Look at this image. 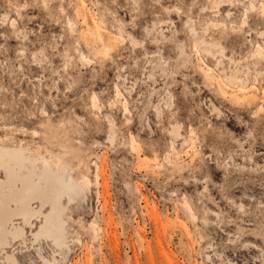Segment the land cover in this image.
Returning a JSON list of instances; mask_svg holds the SVG:
<instances>
[{
    "label": "rangeland",
    "instance_id": "374dc122",
    "mask_svg": "<svg viewBox=\"0 0 264 264\" xmlns=\"http://www.w3.org/2000/svg\"><path fill=\"white\" fill-rule=\"evenodd\" d=\"M63 2L70 6L66 9L70 14L64 16L59 24L41 13L40 9L24 10L21 15L25 19L20 23L27 26V31L19 40L12 37L10 22L8 25L0 24V45L9 50L7 54L0 52V87H8L10 92L16 93L19 101L20 91L27 92L33 85L39 88L37 76L42 75L46 78L43 88L45 95L55 98L47 106L51 108L49 116L54 124L46 130L47 134L42 139H38L29 133L36 130L35 125L29 127L30 120L21 119L11 107L7 110L8 114L5 113L2 104L7 94L0 93V133H3L0 139L5 140L9 147L27 148L29 156H38L39 153L49 161L56 159L50 158V154L45 151L48 149L67 166L66 170H70V176L75 182H79L82 175L90 180L86 199L79 204L88 231L77 230L75 236L69 235L68 238L73 250L78 251L75 259H82L85 264L89 260L94 264H259L260 257L264 255L261 252L264 238L254 232V227H259L261 217L252 206L258 207L264 196V174L259 170L252 171V167L253 164L264 165V159H261L264 148L260 147L259 142L253 141L247 146L252 149L251 158L247 161L243 155L233 157L232 160L221 157V164L209 160L205 166L209 181L207 185L194 173L190 178L189 172L193 163L192 156L197 153L205 157L209 155L210 138L213 132L218 133L220 127L237 139H247L248 123L256 119L253 113L257 111L259 101L264 99V64L258 56L253 58V52L258 50L251 43L253 40L259 43V38L249 37L246 46L242 38L237 44L230 45L224 52L228 59L219 63L220 67L217 68L216 64L221 57L213 45L215 37H212L211 32L206 36L205 27L207 23H223L221 17L227 18V6L215 13L195 10L192 19L199 31L197 38H191L188 28L184 27L187 16L181 18L176 14L171 15L169 19L173 23H165L164 36L168 38L174 33L178 35L174 42L160 46L162 53L165 48L168 49L166 62L170 61V66L165 77L168 83L165 84L161 78L149 80L148 84L143 83L149 74L150 77H156L157 72L166 71L159 66V58H153L150 62L141 61L140 76L137 77L141 81L136 86L137 89L143 88L156 93L148 101L153 104V108L149 109L147 104H133L135 110L128 117L131 124L124 123L122 106L106 110L102 115L107 116L109 111L120 114L115 126L108 125L106 120L98 122L101 125L98 129L85 126L82 129L84 139H81V131L77 130L74 121L88 110L85 103L87 89L91 88L100 95L108 93L111 88L112 99H115V80L119 74L113 65L105 64L100 69L102 75L99 78L89 75L87 87L79 98L68 95L63 88L56 92L49 87L48 81L55 79L50 69L52 66H62L61 57L67 45L66 40L56 38L64 33L67 20L72 19L77 37L81 30L90 34L91 48L84 43L81 47L82 54L87 55L89 51L94 54L98 49L116 41L119 20H129L133 10L128 7L130 0ZM198 2L205 7L210 5L207 0ZM6 4L7 0H0V21L6 15L9 21L16 18L15 9H6ZM76 9L85 14V20L77 19ZM101 15L104 16V25L101 23ZM149 22L145 17L144 27ZM162 27L161 24L157 32L161 33ZM135 31L132 30V35ZM92 33L95 35H91ZM4 35L10 37L6 43ZM101 39L103 43H100ZM202 39L208 44L201 43ZM43 40H54L58 46L55 55L51 56L49 69H41L35 64L27 65L28 70L17 81L8 71L16 59V53L20 47L27 48L29 53L39 52L38 46ZM205 49L215 56L212 57ZM44 51L45 55L50 54V45ZM75 53L76 49L72 48L71 54ZM5 61L8 63L5 64ZM127 62L125 56V63ZM197 65L207 70L212 69L219 82L228 87L226 91L241 97V100L230 101L217 90L213 91L205 86ZM19 67L17 63V70ZM120 67L123 68L124 65L121 64ZM230 77L234 79L231 80ZM99 80L101 83L97 84ZM131 80L130 72L128 81ZM239 85L244 90L251 86L252 89L249 92L239 91ZM120 86L123 88L125 81L121 80ZM160 90H165V95L181 98L175 123L170 120L165 123L167 116L159 121L156 118L154 105L159 103ZM249 93L254 95L253 98L246 97ZM139 95L137 91L132 95V100H136ZM175 124L180 126L181 136L177 138L172 137L169 132ZM193 132H196L195 137ZM111 136L112 142L109 140ZM132 136L137 137V153L132 151ZM37 146L39 152L36 151ZM167 156L172 161H167ZM199 167L196 164V168ZM236 204H242L251 218L240 213ZM205 213L210 221L207 225L203 223ZM237 217L239 227L232 223ZM253 221L257 223L254 225ZM237 232L241 233L239 238ZM197 236L202 239L197 240ZM9 252L16 256L22 255L14 249ZM0 264H3V259H0Z\"/></svg>",
    "mask_w": 264,
    "mask_h": 264
},
{
    "label": "snow or ice",
    "instance_id": "6c2138e0",
    "mask_svg": "<svg viewBox=\"0 0 264 264\" xmlns=\"http://www.w3.org/2000/svg\"><path fill=\"white\" fill-rule=\"evenodd\" d=\"M222 5H226L229 9L227 18L221 17L223 23L207 24V31L205 32L206 36L211 32L212 37H215L213 44L218 49V55L224 58V52L230 45L237 44L242 38L246 46L249 43V37L256 36L259 38V43H256L255 40L251 43L258 51H254L252 55L253 58L258 56L261 63L264 64V0H217L211 6L212 11L215 12ZM128 7L133 10L131 18L120 22L121 29L116 41L110 43L102 51L95 52V54L93 51H89L87 55L82 54L81 47L90 34L85 32L77 37L76 26L72 19L67 20L64 33L56 38L67 41L61 57L62 66L59 68L52 66L50 69L55 79L48 81L49 87L55 89L56 92L63 88L68 95H76L79 98L87 87L89 75L93 78H99V75H102L100 69L105 64L113 65L119 74L115 80L117 85L115 99H112L111 88L108 93L100 95L93 92L91 88L87 89L88 95L85 97V103L88 110L82 116H77L74 121L77 130L81 131V139H84L82 129L85 126L90 129H98L101 126L98 122L102 120H106L108 125L115 126L120 114L109 111L107 116L102 115L106 110L122 106L123 121L126 124H131L132 121L128 117L135 110L133 104L137 106L147 104L149 109L153 108V104L148 103V101L156 93L136 87L141 83L137 79L140 76L141 61L150 62L153 58H159V66L166 70L164 73L157 72L156 77L145 78L144 84H148L149 80L156 78L164 79L165 84H167L168 80L165 77L168 75L167 69L170 66V61L166 62L168 49L165 48L162 53L160 46L174 42L178 35V33H174L172 37L161 38V33L157 32V28L164 23L171 24L172 21L169 17L173 14L179 15L181 18L187 16L188 23L184 27L188 28L194 23L192 16L195 10L207 11V7L199 3L198 0H130ZM8 8L15 9L16 18L9 21L6 15L0 24L8 25L10 22L12 37L17 40L27 31V26L20 23L25 19L21 13L26 9H40L41 13L53 18L57 24L62 22L64 16L70 14L66 11L70 6L65 4L63 0H34V2L32 0H15V2L14 0H7L6 9ZM145 17L150 21L147 27L143 25ZM134 29L136 30L135 34L130 35L129 33ZM212 29L215 31L212 32ZM100 31L102 32V30ZM91 35L94 36L95 33ZM9 39L8 35L3 36L5 43ZM24 39L27 40L26 35H24ZM103 42L101 39L100 43ZM88 43L89 48H91L90 39H88ZM49 45L52 51L45 55V47ZM38 47L40 48L39 52L29 53L27 48L20 47L16 53V59L11 63L8 71L17 78V81L28 70L27 65L35 64L41 69H49L51 56L55 55L58 46L54 40H43ZM72 48L76 49L75 54H71ZM8 51L4 45H0V52L7 54ZM125 56L128 59L127 63H125ZM7 63L8 61H5V64ZM17 63L20 65L18 70L16 68ZM121 64L124 65L123 68L120 67ZM216 67H220L219 63L216 64ZM201 70L203 71V69ZM130 72L132 75L131 82L128 81ZM207 74L209 78H212L213 70L208 69ZM37 79L40 81L39 88L33 85V88L27 92L20 91L18 93L21 98L19 101L16 99V93L10 92L8 87H0V93L7 94L4 96L2 104L5 113L8 114L7 110L11 107L21 119L30 120L29 127L36 126L32 135L42 139L47 134L46 130L54 124L49 116L51 108L47 106L55 98L46 96L43 91L46 78L38 75ZM121 80L125 81L123 88L120 86ZM137 91L140 95L133 101L132 95ZM181 103L179 96L165 95V90H160L159 103L154 105L157 120L167 116L168 120H165V123H168L169 120L175 123L178 119L177 107ZM253 115L256 119L250 120L248 123L247 139L244 137L237 139L226 132L223 127L219 128L218 133L213 132L209 141L211 144L209 155L205 157L197 153V155L192 156L193 163L189 169L190 178L194 173L200 176V180L207 185L209 181L205 166L209 160L221 164V157L232 160L233 157L243 155L247 161L251 158L252 153V149L247 146L251 145L253 141L259 142L260 147L264 148V99L259 101L258 109ZM125 132H127L126 128ZM192 135L195 137L196 132H193ZM125 140L127 143V137ZM131 143L135 152L137 150L136 136L131 137ZM197 156H200V159H197ZM261 159H264V154L261 155ZM196 164L200 165L199 169L196 168ZM257 170L264 174V165L253 164L252 171ZM0 174L5 177L0 180V247L10 251L15 249L22 254L18 258L11 259L10 264H85L82 259H75L78 251L73 250L68 238L69 235L75 236L77 230L80 232L88 231L83 213L79 210L80 202L86 199L88 181L70 182L67 170L63 174L48 171L43 173L35 170L26 171L14 163L10 153L2 152H0ZM97 179L99 180V176ZM206 191L207 188L205 187ZM235 207L240 213L251 218L250 213L242 204H236ZM252 208L261 217L259 227H254V232L264 238V196L261 197L259 206L253 205ZM238 222L239 217L232 221L239 227ZM203 223L205 225L210 223L206 213ZM256 223L253 221L254 225ZM244 231L247 232L246 229ZM240 234L239 232L236 233L237 238ZM199 239L202 237L197 236V240ZM80 240L83 241V236L80 237ZM248 246L245 245V247ZM261 252L264 253V245L261 247ZM87 264H94V262L89 260ZM259 264H264V255L260 257Z\"/></svg>",
    "mask_w": 264,
    "mask_h": 264
},
{
    "label": "bare ground",
    "instance_id": "6f19581e",
    "mask_svg": "<svg viewBox=\"0 0 264 264\" xmlns=\"http://www.w3.org/2000/svg\"><path fill=\"white\" fill-rule=\"evenodd\" d=\"M207 1L210 3V5L207 7V11H201V13L213 12L211 6H212V4L216 3V1L215 0H207ZM81 5L83 7L84 3L82 2ZM224 6L225 5H222L220 8H217L215 12H219L221 10V8L224 7ZM75 15H76L77 19H82V20L86 19L85 14L83 12H80L79 9L75 10ZM214 16H216V15H214ZM178 17H180V16L178 15ZM91 19L93 20V18H91ZM186 19L187 20L185 21L184 25L188 23V18H186ZM120 22H121V20H119V24H118V26L116 28L118 30V34L120 33V29H121V23ZM101 23L103 25L105 24V20H104V16L103 15H101ZM162 26H163L162 27L163 31H161V36H162V38H166V36H164V32H165L164 31V26H166L165 23L162 24ZM187 31H189V36L191 38H197L199 36L198 35L199 31L193 24H191L190 27H188ZM206 31H207V26L205 27V32ZM81 33H85V31L81 30L79 35ZM129 34L132 35V33H129ZM88 39H90V38H88ZM88 39H86L84 43L89 46ZM201 43L208 44L205 39H202ZM103 49L104 48L98 49V51H95V52L102 51ZM204 51L207 52L208 54H211L212 57L215 56V54L210 52L208 49H205ZM181 54H183V50H181ZM217 59L218 58H216V60ZM227 59H228V57L224 54V58H220L218 60V63L221 64L224 60H227ZM201 69H203V71ZM197 70L200 72V74H201V76H202V78L204 80V85L205 86L210 87L213 91L217 90L222 95V97H224L225 99H228L230 101H235V100H239V99L241 100V97H238V96H236V95H234L232 93L227 92L226 89L228 87L226 85L221 84L219 82V79H217L215 77V75H213L212 78H209L208 74H207L208 73L207 69L203 68L201 65H197ZM150 75L151 74H149V77H150ZM229 79L233 80L234 78L230 77ZM96 83L100 84L101 81L99 80ZM251 89H252V86L247 88L246 90H244V87H242L240 85L238 86V90L239 91L249 92ZM248 96H250V98H253L254 95L251 94V93L246 94V97H248ZM242 99H244V98H242ZM214 109H215V107H214ZM176 125L177 124L172 125L171 126V130H169L170 135L172 137H174V138H177V137L181 136L180 133H179L180 126H176ZM23 131L27 132V130H23ZM34 131L35 130H33L32 132H29V133H31V135H32V133ZM15 134L21 135V133H15ZM33 138H36V137L33 136ZM109 140H110V142H112L113 141V137L112 136H111V138L109 137ZM4 141L5 140L0 139V152H2V153H10L14 163L16 165H18L19 167H21L22 169L26 170V171L27 170H35V171H38V172H41V173H43L45 171H48V172H53V173L60 172L61 174H63L65 172L66 168H67V166L61 161V159L58 158L56 155H54L52 152H49L48 149L45 150V151L50 154V158H54L55 157L56 159H52L51 161H49L47 158H45L43 155H41L39 153H38V156H29L27 154V152H26L27 148H24L23 146L9 147V146H7L5 144ZM36 151L39 152V146H37ZM132 151H133V147H132ZM137 152L138 151L136 150L135 153H137ZM166 160L169 161V162L172 161V160H170L169 156H167ZM174 164H177V162H174ZM70 174H71V172H70V170H68L67 171L68 180L70 182H75L72 179V177L70 176ZM4 178L5 177L2 174H0V180H3ZM85 180L88 181V187H89L91 182L88 179V177L82 175V179L79 182L85 181ZM29 230L31 231V229H28V231ZM14 257L18 258V256H16L15 254H11L8 249L0 247V259H3V264H5V263L10 264V260L13 259Z\"/></svg>",
    "mask_w": 264,
    "mask_h": 264
}]
</instances>
